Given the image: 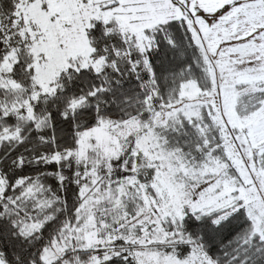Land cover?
Here are the masks:
<instances>
[{
    "label": "snow or ice",
    "instance_id": "snow-or-ice-1",
    "mask_svg": "<svg viewBox=\"0 0 264 264\" xmlns=\"http://www.w3.org/2000/svg\"><path fill=\"white\" fill-rule=\"evenodd\" d=\"M0 264H264V0H0Z\"/></svg>",
    "mask_w": 264,
    "mask_h": 264
}]
</instances>
